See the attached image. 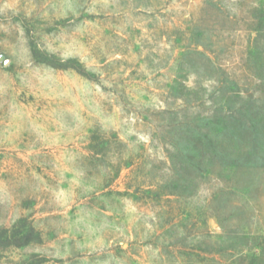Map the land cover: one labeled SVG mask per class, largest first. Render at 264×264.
Masks as SVG:
<instances>
[{"label":"rangeland","instance_id":"1","mask_svg":"<svg viewBox=\"0 0 264 264\" xmlns=\"http://www.w3.org/2000/svg\"><path fill=\"white\" fill-rule=\"evenodd\" d=\"M258 244L264 0H0V264Z\"/></svg>","mask_w":264,"mask_h":264},{"label":"trees","instance_id":"2","mask_svg":"<svg viewBox=\"0 0 264 264\" xmlns=\"http://www.w3.org/2000/svg\"><path fill=\"white\" fill-rule=\"evenodd\" d=\"M178 154L181 156L182 161H187L189 163H193L195 160V153L197 151L194 150H189L187 147L185 149L179 148V150H176ZM185 154L187 158L185 157ZM197 160V158H196ZM258 252V253H257ZM263 253L264 249L260 244L256 245L253 249H249L245 252V255L247 258H249V263L248 264H263ZM249 254V255H247ZM234 264V263H233Z\"/></svg>","mask_w":264,"mask_h":264}]
</instances>
